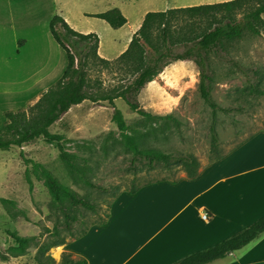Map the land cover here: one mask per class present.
Masks as SVG:
<instances>
[{
    "label": "rangeland",
    "instance_id": "rangeland-1",
    "mask_svg": "<svg viewBox=\"0 0 264 264\" xmlns=\"http://www.w3.org/2000/svg\"><path fill=\"white\" fill-rule=\"evenodd\" d=\"M166 3L167 0H143L133 15L158 10ZM88 10L100 9L95 6ZM127 16L132 20L130 13ZM101 23L111 29L105 22ZM97 28L103 32L100 26ZM223 55L224 60H211L209 85L213 100L228 112L218 110L213 114L204 103L198 90L200 71L193 59L170 62L152 83L136 94L138 106L149 117L133 112L122 99L115 100L114 105L124 115L128 135L140 151L190 156L199 162L200 169L232 151L236 152L233 155L236 159L264 161V153L261 154L264 151V28L259 35L247 34L241 41L230 44ZM90 77L101 81L106 89L121 83L120 75L108 69L97 68L90 72ZM256 83L259 91L253 92ZM4 105L0 104V129L5 122L1 113ZM93 105L86 102L73 108L49 128L50 133L63 137L60 143L40 138L26 144L24 151L19 147L0 150V255H18L5 261L0 258V264H35L36 243L49 238L48 231L54 227H58L66 245L72 243L73 255L80 257L79 253L84 252L91 258L88 240L81 242L84 236L74 238L105 220L107 214L108 221L116 200L128 194L132 187L142 189L147 183L170 182L155 189L188 193L203 188V184L193 186L181 181L188 177L180 164L148 168L112 122L111 106L107 102ZM212 126L219 141L216 151L211 148ZM59 147L68 154L69 166L61 159ZM23 156L41 164L62 186L86 197L96 206V211L72 205L67 199H53L41 175ZM65 214L76 218L70 222L69 229ZM15 236H35L38 240L21 247ZM62 249L53 248L49 254L58 262ZM100 253L104 258V249Z\"/></svg>",
    "mask_w": 264,
    "mask_h": 264
},
{
    "label": "crops",
    "instance_id": "crops-1",
    "mask_svg": "<svg viewBox=\"0 0 264 264\" xmlns=\"http://www.w3.org/2000/svg\"><path fill=\"white\" fill-rule=\"evenodd\" d=\"M227 1L167 0L161 10H144L134 17L143 0H0V104L5 102L1 113L27 109L63 76L66 54L49 29L56 15L75 31L96 33L99 56L114 60L126 51L148 12ZM95 6L98 12L88 10ZM112 9H119L127 19L120 29L87 16ZM235 153L202 167L195 179L181 180L193 186L203 184L200 190H156L159 185L171 184L160 182L121 195L106 225H93L80 239L88 240L91 258L84 252L80 257L88 264H173L252 225L264 216V161L236 159ZM204 213L210 217L206 222L201 219ZM71 244L61 246L63 252H71ZM209 264H264V233Z\"/></svg>",
    "mask_w": 264,
    "mask_h": 264
},
{
    "label": "trees",
    "instance_id": "trees-1",
    "mask_svg": "<svg viewBox=\"0 0 264 264\" xmlns=\"http://www.w3.org/2000/svg\"><path fill=\"white\" fill-rule=\"evenodd\" d=\"M87 16L105 21L112 29H120L127 23L126 17L119 9ZM263 17L264 0H230L148 12L126 51L114 60H106L98 54L100 41L96 33L83 34L75 31L63 18L54 16L50 21L49 29L54 40L65 51L66 70L35 104L27 109L5 113V122L0 129V150L21 148L40 138L60 143L63 137L50 133L49 128L72 107L85 101L92 104L107 102L113 109L112 122L117 126L121 137L135 151V155L148 165V168L180 164L185 168L188 179H195L200 172V164L195 158L174 156L164 152L140 151L128 135L124 115L114 102L122 99L133 112L142 117H149V113L138 106L135 100L136 94L152 83L170 62L193 59L200 71L198 90L204 103L213 114L218 110L228 112L221 108L211 95L209 85L211 60L214 58L224 60L225 48L241 41L247 34L259 35L264 28ZM235 66L238 68L237 64ZM97 68L117 73L120 75L121 83L106 89L101 81H93L90 72ZM252 89L253 92H258L259 84H254ZM210 130L211 148L216 151L219 145L217 133L214 126ZM59 148L61 159L69 166L68 154L61 147ZM222 157L218 156L214 161ZM24 161L41 175L53 199H67L72 205L92 212L96 211V206L92 205L86 197L79 196L73 190L62 186L57 178L41 164L25 158ZM26 180L29 184L31 183L28 176ZM148 185L150 183L143 186ZM139 188L132 187L128 194L137 193ZM108 217L107 214L105 220L94 225L105 226ZM65 218L69 229L70 222H74L76 218L68 214H65ZM88 230L89 228L83 230L74 240L85 236ZM48 233L49 238L39 244L36 243L38 237L35 236H15L14 239L21 247L31 242L37 244L35 264H88L86 259L75 257L71 252H62L60 261L57 262L49 252L53 248L66 245L67 242L61 237L58 227H54L53 231ZM263 233L264 216L221 243L190 254L173 264L212 263L244 248ZM11 257H18V255H0L4 261Z\"/></svg>",
    "mask_w": 264,
    "mask_h": 264
},
{
    "label": "built area",
    "instance_id": "built-area-1",
    "mask_svg": "<svg viewBox=\"0 0 264 264\" xmlns=\"http://www.w3.org/2000/svg\"><path fill=\"white\" fill-rule=\"evenodd\" d=\"M209 218H210L209 215L206 214V213H204V214L201 215V219H202V221H205V222H206V221L209 220Z\"/></svg>",
    "mask_w": 264,
    "mask_h": 264
},
{
    "label": "bare ground",
    "instance_id": "bare-ground-1",
    "mask_svg": "<svg viewBox=\"0 0 264 264\" xmlns=\"http://www.w3.org/2000/svg\"><path fill=\"white\" fill-rule=\"evenodd\" d=\"M59 249V248H58Z\"/></svg>",
    "mask_w": 264,
    "mask_h": 264
}]
</instances>
